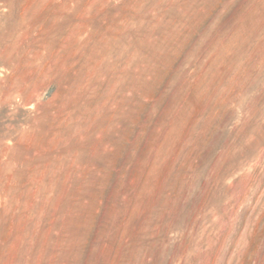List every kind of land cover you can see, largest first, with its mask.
<instances>
[{"label":"rangeland","instance_id":"374dc122","mask_svg":"<svg viewBox=\"0 0 264 264\" xmlns=\"http://www.w3.org/2000/svg\"><path fill=\"white\" fill-rule=\"evenodd\" d=\"M0 264H264V0H0Z\"/></svg>","mask_w":264,"mask_h":264}]
</instances>
